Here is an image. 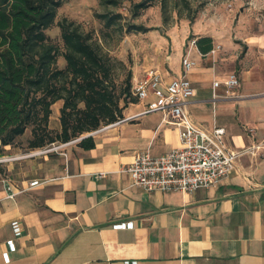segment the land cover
<instances>
[{
	"label": "crops",
	"instance_id": "obj_1",
	"mask_svg": "<svg viewBox=\"0 0 264 264\" xmlns=\"http://www.w3.org/2000/svg\"><path fill=\"white\" fill-rule=\"evenodd\" d=\"M196 24L169 51L152 43L134 65L131 84L150 68L169 81L182 73L185 55L193 60L187 77L194 94L184 108L204 128L224 127L227 146L245 150L234 170L193 191L131 185L120 169L138 152L156 156L180 145L177 128L161 111L132 117L154 94L134 96L122 110L130 118L93 132V147L63 142L61 152L37 156L24 171L0 163V264H264V58L256 52H264V33L247 38L242 51L240 37L221 45L218 32ZM202 35L212 37L214 50L185 46V38ZM234 69L238 85L228 88L222 81ZM10 147L3 146L5 154L12 155ZM33 179L38 183L29 186ZM125 221L131 226H113Z\"/></svg>",
	"mask_w": 264,
	"mask_h": 264
},
{
	"label": "trees",
	"instance_id": "obj_2",
	"mask_svg": "<svg viewBox=\"0 0 264 264\" xmlns=\"http://www.w3.org/2000/svg\"><path fill=\"white\" fill-rule=\"evenodd\" d=\"M63 0H0V148L13 146L29 132L27 145L38 148L53 142L77 141L84 149L94 146L92 131L122 116L135 101L131 92V70L117 82L118 60L103 49L91 31L63 17L62 49L45 30L56 18ZM117 5L118 0H99ZM153 0L134 3L136 10ZM136 14V13H135ZM104 27L114 25L120 13H97ZM130 27L141 28L139 25ZM144 29V27L142 28ZM194 45L206 53L213 48L211 36L202 35ZM64 66L57 64L58 55ZM123 67V62H119ZM60 106V128L49 127L51 106Z\"/></svg>",
	"mask_w": 264,
	"mask_h": 264
},
{
	"label": "rangeland",
	"instance_id": "obj_3",
	"mask_svg": "<svg viewBox=\"0 0 264 264\" xmlns=\"http://www.w3.org/2000/svg\"><path fill=\"white\" fill-rule=\"evenodd\" d=\"M138 1L140 0H118L117 5H103L99 0H63L57 10L55 22L45 32L53 43L60 46L61 51L62 41L57 21L66 17L78 23L83 30L91 31L101 42L103 49L118 60L116 66L118 83L122 81L126 69H130L132 75L134 65L142 59L144 52L151 51L155 46L162 49V45L158 46L162 44L161 42L165 45L164 50H171L172 41L181 38L183 29H187L191 23L196 24L198 21L199 29L203 32H218L222 40L221 45L231 43V39L237 40L240 37L239 47L242 51L246 50L247 38L250 37V41H253V36L264 33V0H153L150 5L136 10L133 5ZM101 12L120 13L121 16L116 19L113 26L106 28L104 20L97 16V13ZM131 24L139 25L141 28H129ZM188 41L191 39L185 38V46ZM152 43L154 47H151ZM256 52L259 57L264 58V52ZM119 62H123L124 67ZM57 64L60 67L64 66L61 54L58 55ZM233 72L238 76L237 70L234 69ZM61 104L60 99L51 106L49 127L54 130L60 128ZM28 134L27 131L25 135L19 137L8 151L19 157L9 162L22 171L28 169L31 161L37 160V156L45 154L24 156L28 151L35 149L27 145ZM63 147L61 145L49 153L61 152ZM3 149L0 148V154L7 153Z\"/></svg>",
	"mask_w": 264,
	"mask_h": 264
},
{
	"label": "built area",
	"instance_id": "obj_4",
	"mask_svg": "<svg viewBox=\"0 0 264 264\" xmlns=\"http://www.w3.org/2000/svg\"><path fill=\"white\" fill-rule=\"evenodd\" d=\"M195 39L190 43L194 44ZM212 50V49H211ZM214 50V48H213ZM194 61L187 55L183 59V71L180 75L165 81L161 71L150 68L144 75L131 84L132 95L138 99L145 98L150 92L156 97L137 116L144 112L161 111L163 120L173 124L178 131L180 145L160 155L153 156L146 149L138 152L131 163L121 167V171L129 174L131 185L146 191H193L203 187H210L227 177L235 168L237 158L245 150L227 146L224 127L213 125L204 128L195 123L184 108L188 98L194 94V88L187 77L188 70ZM225 86L232 88L238 85V78L231 72L222 81ZM218 85L213 83L214 88ZM130 118V117H126ZM126 118H118L113 122L102 125L93 132L100 131L108 126L117 124ZM80 137L69 142L79 140ZM63 143L35 148L24 156H34L49 151H55ZM19 157L0 154V163H6ZM103 174V173H101ZM38 183L37 179L29 182V186ZM11 195V194H9ZM131 221L118 222L114 227L131 226ZM14 236L22 233L18 220L11 221ZM8 248H14L13 238L7 241ZM7 259V251L3 253ZM125 264H136L135 261H125Z\"/></svg>",
	"mask_w": 264,
	"mask_h": 264
}]
</instances>
